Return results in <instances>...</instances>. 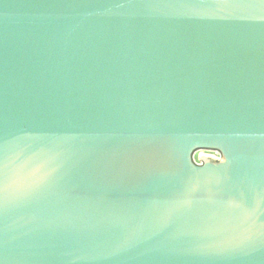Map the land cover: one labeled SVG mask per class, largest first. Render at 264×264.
<instances>
[{"label": "water", "instance_id": "obj_1", "mask_svg": "<svg viewBox=\"0 0 264 264\" xmlns=\"http://www.w3.org/2000/svg\"><path fill=\"white\" fill-rule=\"evenodd\" d=\"M0 264H264V0H0Z\"/></svg>", "mask_w": 264, "mask_h": 264}]
</instances>
